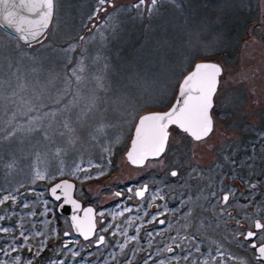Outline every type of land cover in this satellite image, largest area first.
Here are the masks:
<instances>
[{
	"label": "rangeland",
	"instance_id": "rangeland-1",
	"mask_svg": "<svg viewBox=\"0 0 264 264\" xmlns=\"http://www.w3.org/2000/svg\"><path fill=\"white\" fill-rule=\"evenodd\" d=\"M110 2L115 7L106 4L103 7L107 11L90 19L98 7L97 0H55L54 16L43 45H23L0 29V63L3 64L0 74L7 80L18 68L29 80L39 81L44 86L41 102L45 107L41 111L60 109L72 99L69 94L59 103H53L65 87V74L81 54L80 37L91 36L83 42L87 81L82 92L88 95L94 90L97 97L96 109L82 125L76 123V115L83 103L72 108L70 115L75 130L63 136L57 134L45 139L41 132L30 135L18 132L11 139H3L11 128L0 132V229H8L0 231V264L132 263L130 259L138 251L140 255L153 250L151 243L170 229L157 233L158 229H151L155 222L152 223L150 208L143 210L147 200L138 204H134L136 200L123 201L120 206L111 197L114 188L139 187L153 179L161 184L198 178V184L188 180L184 189L187 207L180 225L190 227L201 222L200 226L209 234L201 199L231 193L234 183L240 189V183L247 187L237 177L249 174L253 167L249 161L254 163L264 157V0H159L150 16L147 12L150 0H146L142 10L133 7L138 0ZM109 15L112 19L107 27L101 24L93 28ZM70 44L77 45L71 53L72 63L60 51ZM97 54L106 57L108 64L107 91L96 89L92 79L103 65V62L93 63ZM198 62L216 63L223 69L214 96L211 134L204 140L193 141L175 129L160 158L148 161L143 167L130 166L124 153L137 121L128 115L132 105L142 106L140 115L165 110L175 98L180 78ZM75 87L73 81V90ZM152 99L154 103L143 106ZM13 110L14 106L9 104L6 114L0 111L3 121L8 120ZM14 123L25 120L18 117ZM43 123L46 126L48 121ZM233 142L232 154L225 153V148H231ZM37 171L45 178L36 179ZM171 171L177 175L172 176ZM61 178H77L84 193L77 195L83 202H110L109 207L100 209L104 208L102 216L106 218L103 226L108 225L111 231L128 226L131 231L143 232L141 245L136 247L135 242L126 238L130 250L125 245L99 251L71 246L63 249L59 234L64 226L57 218V202L47 194L48 188ZM40 182L43 184L36 186ZM126 235V232L115 233L111 239L122 240ZM41 242H45L43 248L52 244L55 248L48 253L52 251L59 256L44 262L42 256L47 249L40 250ZM142 258L151 256L143 254Z\"/></svg>",
	"mask_w": 264,
	"mask_h": 264
},
{
	"label": "snow or ice",
	"instance_id": "snow-or-ice-1",
	"mask_svg": "<svg viewBox=\"0 0 264 264\" xmlns=\"http://www.w3.org/2000/svg\"><path fill=\"white\" fill-rule=\"evenodd\" d=\"M159 0H150L147 4V12L149 16L156 10V6ZM20 4L27 8L29 13L36 17L35 20L29 21V27L17 26L15 31L19 34V39L23 40L29 47H33V41L43 45L44 40L47 39L46 30L54 16L55 0H20ZM98 7L93 13L90 19H94L99 12L107 11L104 5L108 7H115L111 4L110 0H97ZM146 4V0H138L133 7L137 9H143ZM0 6L4 10V19L8 21L9 26L13 24L14 14L10 11V8H15L16 4L11 3L10 0H0ZM143 15V11H141ZM112 16L98 22L93 28L99 27L103 24L108 26ZM23 23V18L21 19ZM92 30H90L91 33ZM27 32L25 35L24 33ZM101 39H104V35L101 32ZM43 37V39H41ZM91 39V36H81V54L77 59L75 66L70 72L65 74V87L61 93H59L53 100V103H59L60 100L71 94L72 99L68 104H65L60 109L41 111L45 105L41 102L44 95V86L40 85L39 81H31L27 76L20 72L17 68L11 72L10 77L5 80L3 75L0 74V111L6 114L9 104L14 106L12 115L7 121H3L0 117V132H5L6 128H11V131H7L3 139H11L18 132L25 135H30L35 132H41L45 139H50L54 135L63 136L66 132L71 133L75 129L72 127L71 110L73 107H80L83 103V107L76 115V123L83 124L87 121L90 113L96 109V99L94 90H90V94L85 95L82 92V86H86L87 77L84 75L86 72V65L84 63L85 49L83 48V42ZM77 45H68L67 48L60 49L62 53L66 54L68 63H72L71 53L75 51ZM103 62L102 69L97 74H94L92 79L95 82V88L107 91L105 84L106 71L108 64L106 57L102 54H97L93 57V63ZM9 69L12 68L11 62L8 65ZM3 64L0 63V73H2ZM35 71V70H33ZM222 74V68L211 62L196 63L194 70L187 75H183L178 81V91L176 92L174 101L171 103L167 111L164 112H148L140 115L142 106L132 105L131 112L128 113L130 117L136 119L134 139L132 142V151L128 153V159L134 164H142L148 156H159L165 151V147L168 143L169 137L174 134L175 129H179L183 133L188 134L197 141L205 139L213 130V120L210 115V110L214 107V96L218 88V78ZM13 80L15 84L13 85ZM73 81H75V90H73ZM51 83V81H49ZM31 96H28V93ZM155 102V99L145 101L143 106H149ZM36 113V115H31ZM68 115H65V114ZM57 116H61V120L57 121ZM25 120V123H14L17 118ZM48 123L45 126L44 121ZM63 129L61 131L60 129ZM170 129H173L170 131ZM172 176H176V172L171 173ZM44 174L37 171L36 179H44ZM72 188L71 184L63 182L55 185L52 189V195L59 200L60 197L56 195L57 189L64 190L65 203L71 202L74 207L79 208V205L75 201L71 200L69 191ZM137 196L143 197L144 193L137 192ZM7 198V197H6ZM223 202L228 203L229 195L223 196ZM92 212L91 209L87 210L86 216ZM190 214V213H189ZM102 215V214H101ZM74 222L76 218L74 217ZM163 223V221H161ZM77 229L84 235L85 239L88 238L89 233L95 230V225L91 222L88 223L85 228L83 222L76 223ZM254 228L256 232L246 230L243 235L245 240H253L257 237L258 233L264 230V223L260 220L254 222ZM0 231H8V229H0ZM67 235V233H66ZM100 242H104V237L101 236ZM41 242V249L43 244ZM251 248L257 250V259L264 260V243L259 246L256 243L250 245ZM171 251V249H169ZM223 257V253H220ZM227 259H233L228 256ZM204 264H208L207 261ZM223 264V260L221 262ZM240 264H245L243 260Z\"/></svg>",
	"mask_w": 264,
	"mask_h": 264
},
{
	"label": "flooded vegetation",
	"instance_id": "flooded-vegetation-1",
	"mask_svg": "<svg viewBox=\"0 0 264 264\" xmlns=\"http://www.w3.org/2000/svg\"><path fill=\"white\" fill-rule=\"evenodd\" d=\"M216 115H219V112L216 113ZM225 150L226 152H230L228 148H225ZM244 160L243 162H247L246 159ZM108 163H111V161H108ZM248 164L253 166L249 174L246 176L239 175L237 177L243 179L247 187L244 188L242 183H240L242 186L240 189L238 188V184L234 183L231 186V193L207 195V198L201 199V210L204 212L208 220V226L210 227L209 234L200 226L201 222L190 227L180 225L186 215L187 207L185 204V196L187 197V195L184 193V189L188 180L198 184V178L183 179L180 181H164L161 184L153 179L155 182H145L139 187H129L125 188V190L114 188V197H111V200H113V202L116 200L115 204L121 206L123 201H130L133 203L134 200H136L134 204H138L142 202V200H147V203L143 204V210L148 211L150 208L152 223L155 222V226L151 229H158L155 233L160 231L167 232V229H170L163 237H157L156 241L151 243L153 245V250L148 249L141 252L140 255L138 251L136 256L130 259L132 262L130 264H204L205 261H207L208 264H221L222 260L223 264H240L241 260H243L245 264H264V260L257 259V250L250 247L252 243H256L258 246L264 243V230L258 233L257 237L251 241L245 240L243 235L246 230L253 232L257 231L254 228V222L256 220H260L261 223H264V157L261 156L254 163L249 161ZM62 179H67L74 183V197L81 203V209L89 206V208L93 209L95 216V230L89 239L84 240L74 234L70 221L66 216L58 215L57 218H59V221L64 226L61 235L59 234V237L63 238H60V240L62 239L61 246L63 249H68L71 246L82 250L85 249L89 251L91 249H96L92 251H99L101 249L110 250L114 249L115 246L125 245L124 248L130 250V244L128 247L126 246V238H129L130 242H135L136 247L141 245L143 241V232L131 231L128 226L116 228L111 231L108 225L107 227L103 226L106 218L101 215L104 208L102 211H100V209L104 206L109 207L108 203L110 202L100 204L97 198L96 204L91 203L92 201L90 203L83 202L82 197L77 195V192L84 194L82 185L77 178H75V180L61 178L60 180ZM248 184L251 185L248 186ZM105 189L107 188L105 187ZM141 191L144 193L143 197L137 196L136 193ZM124 194L126 195L125 197H123ZM226 194L229 195L227 204H225L222 199ZM96 196L95 194V197ZM59 203L60 201L56 203V206H58ZM161 221H163V223H161ZM186 227L188 230L184 232ZM107 230L110 231V233H108ZM124 232H126L127 235L122 240L111 239L115 233L123 235ZM101 236L104 237L103 243H101L99 239ZM210 237L213 240L206 242L205 239ZM164 245L168 247L164 249L162 247ZM54 248L52 244H48L43 248L45 250L47 249L42 256L44 262H46L45 260H49L52 256H55L52 251L48 253V251ZM169 249H171V251H168ZM175 252V257H173L172 254ZM220 253L224 254L223 257H221ZM143 254L147 257L151 256V258L144 260L142 258ZM228 256H231L233 259H227ZM137 257L138 259H136ZM63 260L64 259L61 257V262Z\"/></svg>",
	"mask_w": 264,
	"mask_h": 264
},
{
	"label": "water",
	"instance_id": "water-1",
	"mask_svg": "<svg viewBox=\"0 0 264 264\" xmlns=\"http://www.w3.org/2000/svg\"><path fill=\"white\" fill-rule=\"evenodd\" d=\"M11 3H15L16 4V7L15 8H10L9 10L13 12L14 14V17H13V24L11 26H9L8 24V21L4 19V10H3V7L0 6V29L2 31H4L5 33L15 37L16 39L19 40L20 43L24 44V45H27L23 42V40H20L18 37H19V34L15 31V28L17 26H21V27H24L25 29H27L29 27V21H33L36 19V17L32 16L28 9L23 7L21 4H20V0H10ZM23 18V23L21 22V19ZM52 21V20H51ZM51 24V22H50ZM50 24H49V27H50ZM48 27V29H49ZM47 29V30H48ZM46 30V32H47ZM25 35L27 34V32L24 33ZM41 39H43V37H41ZM33 43H35V41H33ZM200 63V62H198ZM212 63V62H211ZM196 64V63H195ZM194 64V66H195ZM194 66L192 67V69L189 71H193L194 70ZM220 66V65H219ZM221 67V66H220ZM222 68V67H221ZM188 72V73H189ZM188 73H186L185 75H187ZM222 75V74H221ZM220 75V76H221ZM219 76V78H220ZM219 78H218V81H219ZM219 85V83H218ZM177 91H178V88H177ZM174 101V100H173ZM170 107V106H169ZM168 107V108H169ZM165 109L163 111H158V112H164V111H167L168 110ZM212 110V109H211ZM211 110H210V115H211ZM146 114V113H144ZM143 115V114H142ZM212 118V117H211ZM213 120V119H212ZM137 122V121H136ZM136 126V124H135ZM135 126H134V129H133V132H132V136H131V139H130V142H129V146L126 150V152L124 153V157H125V160L127 161V163L133 167H142L145 165V163L147 161H151V160H155V159H158L160 158L164 152L166 151V148H167V145L165 147V151L163 153H161L159 156H148L147 159H145L143 161L142 164H134L132 163L129 159H128V153L130 151H132V142H133V139H134V133H135ZM178 131H180L179 129H177ZM181 133H183L182 131H180ZM186 134V133H184ZM190 139H192L193 141H197L195 140L194 138H192L191 136H189L188 134H186ZM210 135V134H209ZM208 135V136H209ZM207 136V137H208ZM168 144V143H167ZM175 172V171H174ZM63 182H67L68 184H71L72 185V188L69 191V195L71 197V200L75 201V203L77 205H79V208H76L73 206V204L71 202H68V203H65L64 200H65V196H64V190L62 189H57V192H56V195L60 197L59 200H57L53 195H52V192H51V189L57 185V184H61ZM48 196L49 198L52 200V201H55V202H58L60 201L59 205L57 206V213L60 214V215H64L66 216L69 221H70V225L73 229V232L76 236H79L81 237L82 239L84 240H87L89 239V237L93 234V232H90L89 233V236L87 239H85L84 235L81 234V232L77 229L76 227V223H79V222H83L84 223V226L85 228H87L88 226V223L91 222L92 224L95 225V216H94V213H93V209L92 208H89V206L81 209V203L79 201H77L74 197V183L70 180H67V179H62V180H59L57 182H55L53 185H51L49 188H48ZM88 209H91L92 212L86 216V213H87V210ZM80 212V214H79ZM76 218L75 222H74V219L73 218Z\"/></svg>",
	"mask_w": 264,
	"mask_h": 264
},
{
	"label": "trees",
	"instance_id": "trees-1",
	"mask_svg": "<svg viewBox=\"0 0 264 264\" xmlns=\"http://www.w3.org/2000/svg\"><path fill=\"white\" fill-rule=\"evenodd\" d=\"M17 40H18V39H17ZM248 137H249L248 135H244L245 140L248 139ZM234 143H235V142H233V143L231 144V146H230L231 148H228V149H232V148L234 147ZM242 147H243V146H242ZM242 147H241V149H242ZM233 149H234V148H233ZM223 152H225V151H223ZM230 152H231V150H230ZM230 152H225V153H230ZM76 167H77V166H76ZM42 184H43V182H40V183L36 184V186H37V185L41 186Z\"/></svg>",
	"mask_w": 264,
	"mask_h": 264
},
{
	"label": "clouds",
	"instance_id": "clouds-1",
	"mask_svg": "<svg viewBox=\"0 0 264 264\" xmlns=\"http://www.w3.org/2000/svg\"><path fill=\"white\" fill-rule=\"evenodd\" d=\"M24 45V44H23Z\"/></svg>",
	"mask_w": 264,
	"mask_h": 264
}]
</instances>
